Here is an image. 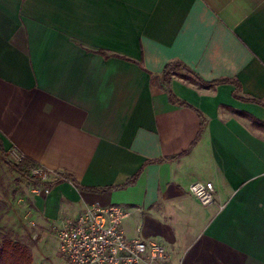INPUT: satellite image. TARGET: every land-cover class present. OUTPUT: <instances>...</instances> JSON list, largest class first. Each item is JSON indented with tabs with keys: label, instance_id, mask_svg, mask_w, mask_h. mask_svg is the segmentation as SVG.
Returning a JSON list of instances; mask_svg holds the SVG:
<instances>
[{
	"label": "crops",
	"instance_id": "0c3cea01",
	"mask_svg": "<svg viewBox=\"0 0 264 264\" xmlns=\"http://www.w3.org/2000/svg\"><path fill=\"white\" fill-rule=\"evenodd\" d=\"M172 61L236 83L176 74L173 105ZM0 143L7 168L17 153L83 187L31 195L39 233L97 202L170 264H264V0H0Z\"/></svg>",
	"mask_w": 264,
	"mask_h": 264
},
{
	"label": "built area",
	"instance_id": "2783aa9c",
	"mask_svg": "<svg viewBox=\"0 0 264 264\" xmlns=\"http://www.w3.org/2000/svg\"><path fill=\"white\" fill-rule=\"evenodd\" d=\"M12 155L15 162L22 157ZM31 173L45 181L56 176L41 166ZM188 190L203 207L215 206L221 211L227 204L222 190L212 182H194ZM128 214L117 205L103 206L96 202L84 206L76 217L64 219L56 230L59 253L68 264H170L162 246L125 236L121 225Z\"/></svg>",
	"mask_w": 264,
	"mask_h": 264
},
{
	"label": "rangeland",
	"instance_id": "374dc122",
	"mask_svg": "<svg viewBox=\"0 0 264 264\" xmlns=\"http://www.w3.org/2000/svg\"><path fill=\"white\" fill-rule=\"evenodd\" d=\"M7 160L15 162L16 159L10 154ZM44 190L42 186L20 179L0 157V240L7 236L28 245L32 254L31 264H68L58 251L54 226L51 225V230L42 234L32 219L31 195H46Z\"/></svg>",
	"mask_w": 264,
	"mask_h": 264
},
{
	"label": "trees",
	"instance_id": "16d2710c",
	"mask_svg": "<svg viewBox=\"0 0 264 264\" xmlns=\"http://www.w3.org/2000/svg\"><path fill=\"white\" fill-rule=\"evenodd\" d=\"M176 74H179V76L183 79L189 80L192 84L200 85V86H207V87H214L218 84L222 83H232L235 82L234 80H219V81H213V82H205L202 79H200L193 71H191L186 65L179 61H172L165 65L163 68L159 81L160 86L167 92L168 101L173 105L183 106L186 105L185 102L180 100L172 91L171 89V80L172 77ZM151 82L153 84H156L157 79L152 78ZM236 83V82H235ZM0 148H2L0 143ZM156 161H148L147 163H152ZM5 163L9 166L10 169H12L20 179L25 180L29 183H31L34 186H42L48 191L63 183V182H70L73 187L76 189H82L75 178L69 174V173H57L56 176L49 180L45 181L39 176H35L31 173L32 169L40 167L37 163L31 161L27 157L23 156L21 157L20 161L12 162L6 160ZM141 170V169H140ZM140 170L132 176L130 179H128L126 182H124L121 185L108 187V190L116 189V188H122L129 186L133 184L139 173ZM32 263V254L31 249L28 245H26L24 242H21L19 240H16L14 238H9L7 236H4L0 240V264H31Z\"/></svg>",
	"mask_w": 264,
	"mask_h": 264
}]
</instances>
